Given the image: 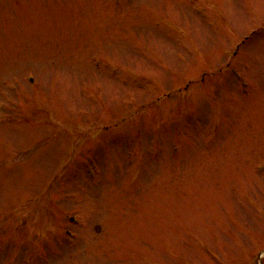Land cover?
<instances>
[{"label": "rangeland", "instance_id": "1", "mask_svg": "<svg viewBox=\"0 0 264 264\" xmlns=\"http://www.w3.org/2000/svg\"><path fill=\"white\" fill-rule=\"evenodd\" d=\"M0 264H264V0H0Z\"/></svg>", "mask_w": 264, "mask_h": 264}]
</instances>
